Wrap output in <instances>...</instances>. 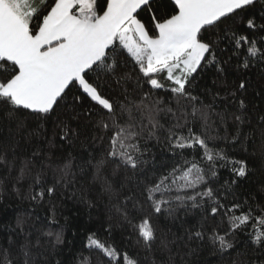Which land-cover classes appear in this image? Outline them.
Segmentation results:
<instances>
[{"label":"trees","instance_id":"obj_1","mask_svg":"<svg viewBox=\"0 0 264 264\" xmlns=\"http://www.w3.org/2000/svg\"><path fill=\"white\" fill-rule=\"evenodd\" d=\"M150 7L152 11L149 6H142L138 18L151 34L153 12L159 18L171 9L168 0H150ZM253 11L257 25L264 23L261 0L255 9H249ZM248 18L241 15L225 20L219 28L209 29L203 35L212 33L211 39L216 40L226 26L229 34L235 31L250 40L255 37L257 46L264 51V42H260L264 30L248 29ZM248 46L242 45V49ZM214 51L218 64L203 62L186 86L189 94L198 98L196 101L181 100L178 104L167 91L169 82L164 74L157 77L163 88H141L136 82L138 73L133 72L131 63L122 55L116 57L117 73L130 72L131 78L119 84L111 76L101 80L104 85L101 91L112 98L118 116L120 103L126 102L125 96L139 102L145 92L150 93L144 103L153 107L152 117L157 127L152 129L147 112L143 116L139 111L133 113L136 121L153 131L151 136L145 131L134 141L141 150L137 172L155 174L158 179L177 165L182 166V171L195 162L203 169L205 181L195 189H184L179 195L192 196L212 189L213 198L197 197L194 202L183 203L172 200L160 213H155L151 202L141 196L135 181L127 179L132 176L131 171L123 166L118 168V161L107 156L114 129L104 131L95 127L105 113L98 112L86 98L76 101L75 97L81 93L76 86H70L50 114L37 117L25 110L18 113L17 120L0 118V264H4L5 250L12 264H25V260L28 264H124V253L138 259L139 264H264V241L253 242L255 220L235 231L230 230L229 224L231 217L249 209L254 217H259L257 205L264 208V134L261 131L264 129L261 121L264 117V60L249 57L250 66L243 68L244 51L239 57L232 55L234 44L227 37L218 41ZM218 67L223 71H217ZM92 76L94 79L95 74ZM241 81L245 83L244 89L239 87ZM207 105L211 107L205 108ZM193 107L197 109L195 113ZM204 112L208 117L206 122ZM221 113L227 114L223 122L218 115ZM233 114H243V122L232 119ZM127 118L125 113L120 122ZM18 121L23 126L18 127ZM62 122L79 134L62 140L58 127ZM238 128L243 135L234 141ZM189 129L197 135L215 138L209 141V147L222 149L229 160H245V177H237L231 164L222 166L225 161L209 165L202 160L203 152L198 148L173 150L170 133L187 136ZM102 159L106 162L97 171V161ZM66 163L68 168L64 170ZM21 168L25 169L22 177ZM181 171L176 176H180ZM107 185H111L112 191L104 190ZM50 187L55 189L51 194L47 192ZM41 192L43 196L39 195ZM177 194L173 190L165 199ZM126 196L133 199L126 201ZM155 198L161 199L159 194ZM134 202L142 207L133 213L130 210ZM234 204L240 207L229 211ZM213 206L218 207L215 216L211 213ZM126 211L128 219H125ZM134 215L138 217L135 221L132 220ZM145 216L151 219L156 233L151 251L142 241L138 242V234L132 227ZM197 231L203 233L202 240L195 238ZM213 231L226 235L232 247L220 251L210 238ZM90 234L114 247L118 259L110 260L100 250L90 249ZM162 240L167 247L161 244ZM26 242L27 248L22 249Z\"/></svg>","mask_w":264,"mask_h":264},{"label":"snow or ice","instance_id":"obj_2","mask_svg":"<svg viewBox=\"0 0 264 264\" xmlns=\"http://www.w3.org/2000/svg\"><path fill=\"white\" fill-rule=\"evenodd\" d=\"M257 2L258 0H168L171 11L159 18L153 12L150 34L145 23L138 18V10L142 6H149V11H152L150 0H103V3L100 0H40L39 6H33L35 0H0V118L17 120L18 113L25 110L27 114L37 117L50 114L64 99L66 89L76 86L81 93L75 97L76 101L86 98L98 112L105 113L95 127L104 131L114 129L107 156L118 161V168L123 166L131 171L132 176L127 179L135 181L141 196L151 202L150 206L155 213H160L163 206L172 203V200L183 203L194 202L197 197L213 198L212 189L192 196L179 195L184 189H195L205 181L203 169L195 162L182 171V166L177 165L158 179L155 174L148 176L144 172H137L141 150L134 141L148 130L142 122L135 120L133 113L139 111L143 116L147 112L152 129L157 127L152 117L153 107L144 103L150 93L145 92L139 102L128 100L125 96L126 102L120 103L118 116L112 98L101 91L104 86L101 80L102 77L106 79L111 76L119 84L122 80L131 78L130 72L117 73L116 57L122 55L131 63L133 72L138 73L136 82L141 88H163L164 85L158 82L157 77L164 74L169 82L167 91L172 93L178 104L181 100L196 101L198 98L191 96L186 86L203 62L206 61L208 65L218 64L214 46L219 40L227 37L233 42L234 56L239 57L241 51H244L242 67L245 69L250 66L249 57L264 60V51L257 46L255 37L250 40L248 36L235 31L229 34L226 26L223 34H218L216 40L211 39L212 33L203 35L209 29L219 28L225 20L241 15L249 17L246 21L248 29L264 30V23L257 25L254 11L249 12V9H255ZM261 3L264 8V0ZM261 19L264 20V14ZM260 42H264V37L260 38ZM242 45L249 46L242 49ZM217 71L223 69L218 67ZM92 74H95L94 79ZM239 87L245 88L244 81L240 82ZM204 107L210 108L211 105ZM240 108H244L243 100L240 101ZM196 111L193 107V113ZM125 113L128 118L121 123ZM218 115L221 122L227 118L226 113ZM202 116L206 122L207 113H202ZM232 119L242 123L243 114H233ZM261 121L264 122V117H261ZM20 126H23L22 122L18 121V127ZM58 127L62 140L79 134L66 123L62 122ZM261 131L264 134V129ZM152 134L153 131H148L149 136ZM240 135L243 133L238 128L233 140L238 141ZM213 139L215 138L203 134L197 135L192 129H189L187 136L175 133H170L169 136L173 150L198 148L203 152L202 160L209 165L225 161L222 166L231 164V170L237 177H245L246 161L229 160L222 149L210 148L209 141ZM105 162L103 159L97 161V171ZM67 168L66 163L64 170ZM24 171L21 168V177ZM178 171H181L180 176H176ZM212 175H216L215 171H212ZM181 180L183 183H178ZM104 190L112 191L111 185H107ZM173 190L178 194L165 199ZM54 191V187L47 189L49 194ZM157 194L161 199L155 198ZM39 195L43 196V192ZM132 199L133 197H125L126 201ZM215 203L219 205L218 201ZM141 207L142 204L134 202L130 211L134 213ZM239 207V204H234L229 211ZM257 209L260 211L259 217H254L249 209L240 216L231 217L229 224L230 230L235 231L255 220L253 230L256 234L253 242L259 244L264 241V208L257 205ZM211 213L215 216L218 207L213 206ZM128 215L126 211L125 219H128ZM136 219L138 217L134 215L132 220ZM132 227L138 234V242L142 241L145 248L151 251V245L156 239L151 219L147 216L139 218V222L133 223ZM194 236L196 239L204 238L201 231L195 232ZM189 238H192L191 234ZM210 238L214 245L218 244L220 251L232 247L226 235L213 231ZM56 240L60 241L59 234L56 235ZM161 244L167 247L165 240ZM21 247L26 249L27 242ZM88 247L100 250L110 260L118 259L116 249L95 238V234H90ZM24 255L27 257L28 252L25 251ZM123 261L124 264H139L138 259L127 253H124ZM4 264H12L7 250ZM25 264H28L27 260Z\"/></svg>","mask_w":264,"mask_h":264},{"label":"crops","instance_id":"obj_3","mask_svg":"<svg viewBox=\"0 0 264 264\" xmlns=\"http://www.w3.org/2000/svg\"><path fill=\"white\" fill-rule=\"evenodd\" d=\"M39 2H40V0H35V3H34L33 6H38L39 5Z\"/></svg>","mask_w":264,"mask_h":264}]
</instances>
